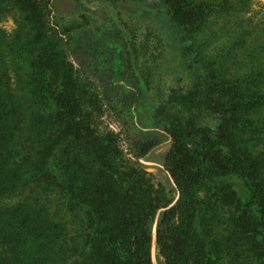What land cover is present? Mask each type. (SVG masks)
I'll list each match as a JSON object with an SVG mask.
<instances>
[{
  "label": "trees",
  "instance_id": "16d2710c",
  "mask_svg": "<svg viewBox=\"0 0 264 264\" xmlns=\"http://www.w3.org/2000/svg\"><path fill=\"white\" fill-rule=\"evenodd\" d=\"M104 1L128 40L0 0V264H264L256 0Z\"/></svg>",
  "mask_w": 264,
  "mask_h": 264
},
{
  "label": "rangeland",
  "instance_id": "374dc122",
  "mask_svg": "<svg viewBox=\"0 0 264 264\" xmlns=\"http://www.w3.org/2000/svg\"><path fill=\"white\" fill-rule=\"evenodd\" d=\"M53 5L54 16H56L59 22L62 20L64 23H71L72 21H75L77 17L81 16L86 9L90 12L91 21L96 27L108 31H114L115 33L122 34L125 40L129 39L127 30L118 19L119 15L104 0H53ZM240 15L244 16V13ZM245 17L251 19L253 23L260 24L263 22L264 0H256L248 9ZM160 23L164 33L174 43L173 31L171 30L169 19L162 16ZM24 25V17L12 7H8L4 13L0 14V30L4 33L9 42L14 40L16 33L22 30ZM168 143L154 150L149 156L150 162H148V165L154 167V171L156 172H158V169H162L157 162L161 161L166 151H168ZM162 179L165 181L166 185L170 186L163 176ZM17 202L18 199H10L6 201L7 204H15Z\"/></svg>",
  "mask_w": 264,
  "mask_h": 264
},
{
  "label": "water",
  "instance_id": "95a60500",
  "mask_svg": "<svg viewBox=\"0 0 264 264\" xmlns=\"http://www.w3.org/2000/svg\"><path fill=\"white\" fill-rule=\"evenodd\" d=\"M154 237H155V239H156V231L154 232ZM155 247H156V241H155V243H154V254H155V251H156V250H155ZM154 263L157 264V263H156V260H154Z\"/></svg>",
  "mask_w": 264,
  "mask_h": 264
}]
</instances>
